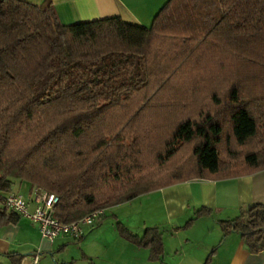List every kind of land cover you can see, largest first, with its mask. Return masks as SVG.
I'll use <instances>...</instances> for the list:
<instances>
[{
	"label": "trees",
	"instance_id": "16d2710c",
	"mask_svg": "<svg viewBox=\"0 0 264 264\" xmlns=\"http://www.w3.org/2000/svg\"><path fill=\"white\" fill-rule=\"evenodd\" d=\"M262 170L264 0H167L150 26L64 24L51 0H0V226L21 217L6 205L18 181L56 193L55 216L72 222L185 181ZM220 224L264 251V203ZM117 228L163 260L158 227Z\"/></svg>",
	"mask_w": 264,
	"mask_h": 264
},
{
	"label": "crops",
	"instance_id": "0c3cea01",
	"mask_svg": "<svg viewBox=\"0 0 264 264\" xmlns=\"http://www.w3.org/2000/svg\"><path fill=\"white\" fill-rule=\"evenodd\" d=\"M26 1L41 5L45 0ZM51 1L64 24L121 16L128 22L150 26L167 0ZM13 192L29 201L30 210L35 209V195L29 181H18ZM138 199L146 202V207L135 212L140 224L138 230H131L142 235L146 228L158 227L163 234L164 255L178 260L175 264H205L213 250L209 264H264V251H250L239 232L224 235L220 224L222 220L237 217L249 204L264 203V170L222 180L193 179L140 195L123 204ZM203 207L209 208L211 213L197 217L191 227L183 228ZM115 211L118 219L124 222L122 215ZM158 211L164 214V220L156 214ZM102 221L96 228H84L80 239L66 235L50 241L43 238L38 223L21 215L16 223L0 226V263L16 264L10 257L14 253L22 256L20 264H33L37 256V264H100L94 261L100 255L91 245L105 248L107 242L103 237L105 225ZM115 229L120 260L109 264H165L166 256L162 261H151L147 248L136 246Z\"/></svg>",
	"mask_w": 264,
	"mask_h": 264
},
{
	"label": "built area",
	"instance_id": "2783aa9c",
	"mask_svg": "<svg viewBox=\"0 0 264 264\" xmlns=\"http://www.w3.org/2000/svg\"><path fill=\"white\" fill-rule=\"evenodd\" d=\"M36 207L30 210L29 201L21 194L11 192L6 198V205L16 213L30 218L38 223L43 238L50 241L59 236H71L74 239H80L84 235V225L101 222L106 215V209L96 210L84 216L81 219L72 222H64L54 214V207L59 201L56 193L43 190H36L35 193ZM38 256L33 264H37Z\"/></svg>",
	"mask_w": 264,
	"mask_h": 264
},
{
	"label": "rangeland",
	"instance_id": "374dc122",
	"mask_svg": "<svg viewBox=\"0 0 264 264\" xmlns=\"http://www.w3.org/2000/svg\"><path fill=\"white\" fill-rule=\"evenodd\" d=\"M143 204V205H141ZM146 207V202H142V200H137V201H133L127 204H123L121 206L117 205V206H113L110 208H107L106 210V215L103 218V224L104 226V234L103 237L106 238V244H105V248L104 247H100V246H95L94 244L91 245L92 249H94L96 251L97 255H100L99 258H96L94 261L96 263H100V264H109L110 262H118V260H120V258L117 256L118 255V250H119V242L117 240V237H115V233L113 230H116L115 228H117V222H122L120 219H118V217L116 216V211H118V213H120L122 215V217L125 219L124 222H122L125 226H127L130 230L134 229L135 231L138 230V226L140 224L139 219L136 217V211L141 210V208ZM157 215H160L159 217H162V219L164 220V214L160 211H158L156 213ZM131 217V220H129L128 222V217ZM99 221L95 222L94 224H89V225H84V228H92V227H98ZM133 228H130V227ZM146 230V229H145ZM118 231V228H117ZM133 231V230H131ZM119 233V231H118ZM120 235V233H119ZM89 236V235H88ZM118 236V235H117ZM119 238V237H118ZM101 249H100V248ZM166 256L164 262L165 264H175V260L173 258L168 259L167 255ZM175 256V255H174ZM79 263L80 260H77ZM120 262V261H119ZM205 263V260L204 262Z\"/></svg>",
	"mask_w": 264,
	"mask_h": 264
}]
</instances>
